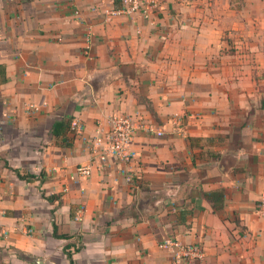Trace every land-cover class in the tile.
Listing matches in <instances>:
<instances>
[{
	"label": "crops",
	"instance_id": "0c3cea01",
	"mask_svg": "<svg viewBox=\"0 0 264 264\" xmlns=\"http://www.w3.org/2000/svg\"><path fill=\"white\" fill-rule=\"evenodd\" d=\"M119 5L0 0V264H264V0ZM115 113L131 160L79 175Z\"/></svg>",
	"mask_w": 264,
	"mask_h": 264
},
{
	"label": "built area",
	"instance_id": "2783aa9c",
	"mask_svg": "<svg viewBox=\"0 0 264 264\" xmlns=\"http://www.w3.org/2000/svg\"><path fill=\"white\" fill-rule=\"evenodd\" d=\"M160 8V0H120L119 7L109 10L108 15L112 14H140L146 18L151 12ZM73 128L80 129V123L74 121ZM134 116L127 113H115L110 115L108 126L100 127L96 134L90 139V149L92 158L87 164L77 166V173L82 176H90L97 171H104L111 157L119 162L128 164L131 160V142L136 129ZM154 131L153 127L148 128ZM158 135L162 131H155ZM123 171V169H122ZM133 177L127 175V180L132 181ZM258 210L264 217V191L261 194ZM161 247L167 248L174 253L176 264H180L189 258L201 257L203 251L200 245H186L179 239H172L161 243Z\"/></svg>",
	"mask_w": 264,
	"mask_h": 264
},
{
	"label": "trees",
	"instance_id": "16d2710c",
	"mask_svg": "<svg viewBox=\"0 0 264 264\" xmlns=\"http://www.w3.org/2000/svg\"><path fill=\"white\" fill-rule=\"evenodd\" d=\"M56 233V232H55ZM57 234V233H56ZM58 235V234H57ZM69 257H70V259H71V263L72 264H74V262H73V258H72V255L69 253Z\"/></svg>",
	"mask_w": 264,
	"mask_h": 264
}]
</instances>
